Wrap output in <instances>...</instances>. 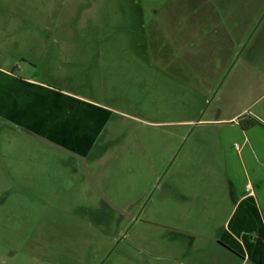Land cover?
I'll list each match as a JSON object with an SVG mask.
<instances>
[{
    "label": "rangeland",
    "instance_id": "374dc122",
    "mask_svg": "<svg viewBox=\"0 0 264 264\" xmlns=\"http://www.w3.org/2000/svg\"><path fill=\"white\" fill-rule=\"evenodd\" d=\"M200 3L0 0V67L102 114L82 158L0 120V264L215 257L237 198L217 119L262 89L225 78L226 21Z\"/></svg>",
    "mask_w": 264,
    "mask_h": 264
},
{
    "label": "crops",
    "instance_id": "0c3cea01",
    "mask_svg": "<svg viewBox=\"0 0 264 264\" xmlns=\"http://www.w3.org/2000/svg\"><path fill=\"white\" fill-rule=\"evenodd\" d=\"M257 1L239 0L229 5L217 0L199 7L200 16L221 18L214 20L215 24L226 21L219 37L231 44L228 56L223 55L218 64L222 73L235 69L225 78L230 80L242 65L246 70L242 67L237 73L240 83L262 89L243 111L217 119L222 125L225 167L237 198L223 230L210 242L209 249L216 255L204 264H264V3ZM206 7L208 13L203 12ZM229 56L237 57L231 68L227 66ZM96 109L66 91L0 67V120L45 138L61 147L58 149L86 154L96 121L102 117Z\"/></svg>",
    "mask_w": 264,
    "mask_h": 264
},
{
    "label": "water",
    "instance_id": "95a60500",
    "mask_svg": "<svg viewBox=\"0 0 264 264\" xmlns=\"http://www.w3.org/2000/svg\"><path fill=\"white\" fill-rule=\"evenodd\" d=\"M30 134L34 135L35 137H37V138H39V139H42V140H44V141H47L48 143H50V144H52V145H54V146H56V147H60V146H58V145H56V144H54V143H52V142L46 140L45 138H42V137H40V136L34 134V133H30ZM60 148H61V147H60ZM76 156H78V155H76ZM79 157L82 158L81 156H79Z\"/></svg>",
    "mask_w": 264,
    "mask_h": 264
},
{
    "label": "flooded vegetation",
    "instance_id": "af4514ba",
    "mask_svg": "<svg viewBox=\"0 0 264 264\" xmlns=\"http://www.w3.org/2000/svg\"><path fill=\"white\" fill-rule=\"evenodd\" d=\"M61 150H63L64 152H67V153H69V154H71V155H75V154H73V153H71V151H69L68 149H64V148H62ZM76 156V155H75ZM77 157H79V156H77ZM81 157H83V156H81ZM80 158V157H79Z\"/></svg>",
    "mask_w": 264,
    "mask_h": 264
}]
</instances>
